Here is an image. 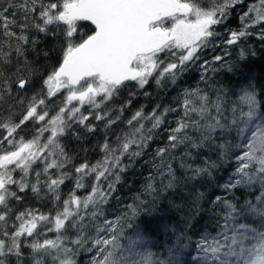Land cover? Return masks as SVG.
<instances>
[{
	"label": "snow or ice",
	"instance_id": "1",
	"mask_svg": "<svg viewBox=\"0 0 264 264\" xmlns=\"http://www.w3.org/2000/svg\"><path fill=\"white\" fill-rule=\"evenodd\" d=\"M233 13L240 21L236 29L228 27ZM80 22L94 26L90 35L80 36ZM31 30L59 35L62 55L42 77L38 91L13 97V87L26 93L35 83L26 56V47L37 42L30 38ZM253 36L264 43V0H0V100L15 99L22 109L0 115V264H78L81 252L89 254V264H165L144 250L148 229L133 222L148 201L138 195V204L111 218L106 205L128 167L123 159L143 156L154 131L177 109L165 107L158 114V105L147 115L137 110L127 120L130 131L117 137L115 146L105 140L102 160L72 171L62 138L74 125L94 132L92 117L106 121V128L116 124L120 116L113 119L109 105L122 89L129 84L143 89L152 80L158 86L176 84L197 62L205 87L184 91L182 115L167 129V144L155 151V174H149L144 193L154 202L174 190L182 176L211 178L216 162L193 167L188 161L193 150L219 140L221 157L231 152L234 161L220 185L232 196L210 198L222 215L218 213L216 234L206 232L196 243L199 259L202 264H264V89L258 95L248 78L238 102L231 103L229 89L210 77L219 71L217 64L243 75L246 49H240L234 63L226 59L231 55L227 49ZM217 38L225 46L223 55L202 59L205 49L217 46ZM56 97L60 104L50 111ZM131 102L125 101L119 111ZM143 121L151 127L145 129ZM29 123L36 125L31 139L19 135ZM177 160L179 168L174 167ZM90 176L94 179L88 185ZM69 181L73 186L62 196ZM85 189L84 195L77 194ZM254 189L258 194L243 202L235 195ZM28 193L50 198L54 210L20 207Z\"/></svg>",
	"mask_w": 264,
	"mask_h": 264
},
{
	"label": "trees",
	"instance_id": "2",
	"mask_svg": "<svg viewBox=\"0 0 264 264\" xmlns=\"http://www.w3.org/2000/svg\"><path fill=\"white\" fill-rule=\"evenodd\" d=\"M207 2V0H203ZM240 26L237 13H233L228 27L236 29ZM94 26L88 22H80L79 31L81 37L90 35ZM218 30L226 37L227 33L223 28ZM258 30V29H257ZM30 38L35 39V45L29 44L26 47L27 62L32 65V74L35 83L27 89V92H19L13 87V97L19 94L21 97L31 96L34 91H38L41 79L56 64H58L62 55L63 41L57 35L45 36L43 33H36L34 30L29 32ZM217 46L214 49H205L202 59H211L213 55H223L224 45L220 42V38L214 42ZM246 49L247 59L243 61L245 68L244 73H230L226 68L217 64L219 69L214 75L210 74L219 84L229 89V101L231 103L238 102L241 89L247 87V79L251 78L257 90V94H261L264 89V43H261L257 37L253 36L247 41L242 42L239 46L228 47L230 56L226 57L229 63L239 61L240 49ZM255 55H251V53ZM47 53V56L45 55ZM15 61V58H14ZM11 66L9 68V74ZM201 71L199 62L188 68L186 72L177 80L176 84L168 81L157 85L154 80L150 81L143 89L137 88L134 84H129L127 88L122 89L120 95L115 99V103L110 104L112 109L111 116L114 119L117 115L120 119L116 124L105 127L106 121H96L94 117L90 118L89 123L94 125L96 130L92 133L79 126H73L70 131L62 138V142L68 154L72 157V166L68 170L72 171L74 166L82 163L89 165L95 164L102 160L104 152L102 145L107 139L108 142L115 146L117 137L130 131L127 120L140 109H143L145 115L151 113L153 109H157L158 114L165 107L176 108L175 112H169L165 116V124L161 129H157L153 133V140L149 142L148 147L144 150V155L131 160L128 157L123 159V164L128 165L126 171L121 173V180L116 185V191L110 198L106 209L109 217H113L127 210V205L138 204L136 197L139 195L141 199L148 201V206L140 205L138 215L134 219V224L141 227L146 226L148 231L145 233L147 245L145 251L153 253V258L163 260L165 264L169 261L172 264H202L199 259V250L195 247L200 238L207 232L215 235L218 229V221L220 220L221 209L219 205L210 203V198L220 195L222 198L230 199L232 194L225 193L220 187L231 172L234 161L231 159L232 153L229 152L225 157H221L216 144H206L201 149L193 150V158L188 162L196 166H204L205 161H214L218 165L212 170V177H201L195 180L181 177L180 182L174 190L168 191L156 197L154 202L152 197H148L144 193V187L149 182V174H155V169L151 166V161L158 147L167 144L165 137L169 134L167 129L175 127L177 119L182 115V109L179 107L180 101L183 99L185 90L194 88L203 89L204 83L199 80ZM211 82V81H210ZM135 93L130 96L129 93ZM147 92L148 95L144 93ZM61 97L54 98L49 105L52 111L54 106L60 104ZM131 99V104L124 107L123 112L119 109L125 101ZM86 110V109H85ZM9 111L21 113L22 109L16 104L15 99L0 100V115L7 116ZM18 118V117H17ZM145 129L151 127L149 121H143ZM36 125L29 123L20 133L27 139H31L35 133ZM47 133L45 134V137ZM179 151V150H178ZM174 167L179 168V160L174 162ZM181 173L183 169L179 170ZM94 177H88L86 183L91 185ZM211 180V183L207 181ZM157 186H159V178H157ZM73 182L69 181L62 187V196H66L71 190ZM106 186V183H105ZM85 190L78 192V195H84ZM203 193V197L197 199L198 194ZM254 194H258V189H254L252 193L236 192L235 195L243 202L245 198H252ZM118 198V199H117ZM29 206L36 208L41 212L48 213L54 210V204L50 198L37 199L33 198L31 193L20 207ZM128 235H133L132 230H128ZM186 245V246H185ZM171 250V251H170ZM175 253V254H174ZM78 264H89V254L81 252L77 257Z\"/></svg>",
	"mask_w": 264,
	"mask_h": 264
},
{
	"label": "water",
	"instance_id": "3",
	"mask_svg": "<svg viewBox=\"0 0 264 264\" xmlns=\"http://www.w3.org/2000/svg\"><path fill=\"white\" fill-rule=\"evenodd\" d=\"M89 23V22H88Z\"/></svg>",
	"mask_w": 264,
	"mask_h": 264
}]
</instances>
